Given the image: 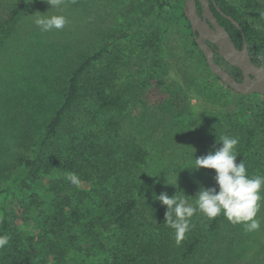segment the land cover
I'll list each match as a JSON object with an SVG mask.
<instances>
[{"label":"trees","instance_id":"1","mask_svg":"<svg viewBox=\"0 0 264 264\" xmlns=\"http://www.w3.org/2000/svg\"><path fill=\"white\" fill-rule=\"evenodd\" d=\"M29 1L19 0L0 23V48ZM209 2L235 45L243 48L244 33L252 61L264 66V28L256 27L236 3ZM185 3L164 1L156 16L145 13L135 25L112 32L100 49L80 55L75 64L53 63L36 98L20 103L24 125L11 137L18 151L4 163L1 175L6 181L0 188V236L9 241L0 246V264H232L239 224L223 214L210 219L197 211L191 230L177 243L174 230L165 223L167 207L155 198L165 192L169 197L176 194L152 180L143 181L140 172L148 152L120 129L119 115L130 103H139L142 95L128 96L117 88L119 70L113 62L118 55L111 48L121 39L137 36L166 63L168 77L159 85L183 97L193 123L208 110L234 118L231 128L239 136L236 162L243 161L248 174L264 162V100L251 105L212 73L194 39ZM198 9L200 13L199 4ZM178 26L204 63L207 73L202 79L238 95L237 102L215 107L207 97L192 92L186 71L168 50ZM210 47L216 62L241 82L242 71L228 64L217 47ZM68 173L77 174L81 183L73 185Z\"/></svg>","mask_w":264,"mask_h":264},{"label":"rangeland","instance_id":"2","mask_svg":"<svg viewBox=\"0 0 264 264\" xmlns=\"http://www.w3.org/2000/svg\"><path fill=\"white\" fill-rule=\"evenodd\" d=\"M18 1L0 0V23L9 18L12 6ZM164 1L173 2L61 0L58 6L51 7L48 0L28 2L27 10L15 23L12 35L6 38L5 47L0 48V188L6 181V176H1L2 167L18 151V143L14 145L11 137L24 125V117L19 114L24 107L20 103L29 104L36 98L38 87H43L41 83H45L51 65L75 64L80 55L100 49L112 32L135 25L136 19L145 13L156 16L160 3ZM229 1L240 5L256 27L264 28V0ZM38 13L62 15L67 23L63 29L44 32L35 24ZM183 37L178 26L171 36L168 50L172 59H177L186 71L192 92L207 97L215 107L225 106L226 101L237 102L238 95L227 92L218 83L209 85L202 79L207 73L204 63ZM111 50L118 55L117 61L113 62L119 70L117 88L128 96L142 95L139 103H130L119 117L121 132L136 139L148 152L147 163L140 172L143 181L152 180L168 192L185 195L195 206L194 199L202 186L218 190V185L215 170L190 169L194 166V158L206 156L221 147L218 143L221 136L239 139L231 128L234 118L208 110L193 123L183 97L174 89L159 85L168 77L166 63L137 36L119 40ZM6 80H9L8 84H5ZM13 89L16 93L12 92ZM18 90L21 92L17 93ZM10 100L15 105H11ZM263 100L262 96L255 94L246 96V101L254 106ZM5 136L6 141L3 140ZM257 175L264 176V162L249 173V176ZM261 194L264 195V188ZM1 202L2 197L0 205ZM257 218L261 221L257 231L248 232L243 224H239L230 257L232 264H264V200L260 201Z\"/></svg>","mask_w":264,"mask_h":264},{"label":"clouds","instance_id":"3","mask_svg":"<svg viewBox=\"0 0 264 264\" xmlns=\"http://www.w3.org/2000/svg\"><path fill=\"white\" fill-rule=\"evenodd\" d=\"M61 0H48L51 6H58ZM37 15V13L35 14ZM67 20L62 15L38 13L35 24L44 32L53 29L60 30ZM218 143L222 146L206 156L194 158V168L215 170L217 188L201 187L195 200V206L189 203L187 196L177 194L169 197L167 192L155 197L167 207L165 223L174 230L177 243L182 241L191 230V218L199 211L206 217L214 219L221 214L233 224H243L248 232L257 231L261 221L257 218L260 210V201L264 200L261 194L264 188V176H249L245 163H237L236 146L238 139L227 135L219 137ZM67 179L73 185L81 183L75 173H68ZM8 236H0V246L6 245Z\"/></svg>","mask_w":264,"mask_h":264},{"label":"water","instance_id":"4","mask_svg":"<svg viewBox=\"0 0 264 264\" xmlns=\"http://www.w3.org/2000/svg\"><path fill=\"white\" fill-rule=\"evenodd\" d=\"M198 4L204 8L202 16L198 12ZM218 10L221 11L219 8ZM221 13L238 29L242 30L240 24L231 16ZM185 15L190 22L195 40L203 52L212 73L240 95L259 94L264 96V66H257L252 61L245 34L243 33V48L239 49L227 29L218 22L211 9L209 0H186ZM204 41L217 46L220 56L228 64L242 71L243 80L241 82L237 81L216 62L215 51L208 44H205Z\"/></svg>","mask_w":264,"mask_h":264},{"label":"flooded vegetation","instance_id":"5","mask_svg":"<svg viewBox=\"0 0 264 264\" xmlns=\"http://www.w3.org/2000/svg\"><path fill=\"white\" fill-rule=\"evenodd\" d=\"M200 5V4H199ZM200 7H201V12L199 13V14H201V16H202V14L204 13V8L200 5ZM198 12H199V9H198ZM194 39H195V36H194ZM204 43L205 44H208L209 45V47H210V44L211 43H209L208 41H204ZM212 45V44H211ZM213 46V45H212ZM215 47H217V46H215ZM212 48V47H211ZM217 52H218V49H217ZM261 96H263V95H261Z\"/></svg>","mask_w":264,"mask_h":264}]
</instances>
